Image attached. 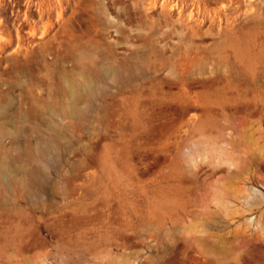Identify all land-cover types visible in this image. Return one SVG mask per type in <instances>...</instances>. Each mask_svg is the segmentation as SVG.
Segmentation results:
<instances>
[{
  "label": "rangeland",
  "instance_id": "obj_1",
  "mask_svg": "<svg viewBox=\"0 0 264 264\" xmlns=\"http://www.w3.org/2000/svg\"><path fill=\"white\" fill-rule=\"evenodd\" d=\"M0 264H264V0H0Z\"/></svg>",
  "mask_w": 264,
  "mask_h": 264
}]
</instances>
